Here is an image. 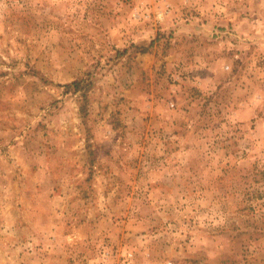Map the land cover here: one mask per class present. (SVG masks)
Returning a JSON list of instances; mask_svg holds the SVG:
<instances>
[{
	"label": "rangeland",
	"instance_id": "1",
	"mask_svg": "<svg viewBox=\"0 0 264 264\" xmlns=\"http://www.w3.org/2000/svg\"><path fill=\"white\" fill-rule=\"evenodd\" d=\"M0 264H264V0H0Z\"/></svg>",
	"mask_w": 264,
	"mask_h": 264
},
{
	"label": "built area",
	"instance_id": "2",
	"mask_svg": "<svg viewBox=\"0 0 264 264\" xmlns=\"http://www.w3.org/2000/svg\"><path fill=\"white\" fill-rule=\"evenodd\" d=\"M130 256L132 255V253L129 254Z\"/></svg>",
	"mask_w": 264,
	"mask_h": 264
}]
</instances>
